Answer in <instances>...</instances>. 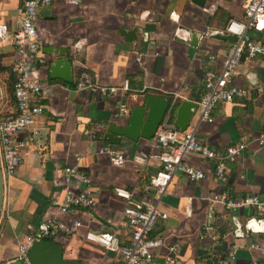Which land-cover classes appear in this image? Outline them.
Instances as JSON below:
<instances>
[{
  "label": "crops",
  "instance_id": "0c3cea01",
  "mask_svg": "<svg viewBox=\"0 0 264 264\" xmlns=\"http://www.w3.org/2000/svg\"><path fill=\"white\" fill-rule=\"evenodd\" d=\"M27 0H0V27L7 33L19 24V13ZM202 6L191 0H83L71 5L53 0L37 10L36 29L41 47L31 76L42 89L38 101L44 108L28 129L19 134L23 144L22 163L9 177L2 171L3 203L0 214V264L17 260L19 246L37 235L38 227L52 218H60L54 204L55 194L62 196L64 169L75 166L89 179V185L70 182L76 192L87 189L95 201L93 208L76 207L66 220L83 224L77 234H58L51 238L63 247L66 259L82 264H122L121 257L103 252L84 240L88 231H109L128 244L129 229L122 212L126 201L115 194L124 188L132 201L152 198L145 187L161 166L157 161L136 163L137 154H157L153 140L131 142L121 139L110 145L101 139L102 127L113 123L124 104L130 111L141 96L153 94L166 99L199 102L204 93L205 75L220 71L232 41L218 36L232 19H242L248 0H203ZM135 30L133 42L123 33ZM256 42L264 46V27L250 30ZM65 49L71 60V81L50 79L42 63ZM17 49L0 38V121L14 115L13 98ZM86 71L94 84L114 87L117 93L107 98L79 90L80 74ZM233 84L248 92L230 103H218L211 112L212 123H199L194 134L198 141L218 155L237 143L243 152L226 164L225 181L212 173L213 162L189 157L190 164L203 169L202 181L192 182L183 174L173 176L160 199L167 214L159 220L152 235H165L180 243L184 264H219L236 248L229 264L263 262L264 215L252 209L228 211L211 203L210 196L226 194L230 198L257 196L264 199V56L242 59L232 78ZM126 85V86H125ZM257 86L262 87L258 93ZM199 108L188 127L198 120ZM106 150L121 152L126 163L111 165ZM259 244L262 248H252Z\"/></svg>",
  "mask_w": 264,
  "mask_h": 264
},
{
  "label": "built area",
  "instance_id": "2783aa9c",
  "mask_svg": "<svg viewBox=\"0 0 264 264\" xmlns=\"http://www.w3.org/2000/svg\"><path fill=\"white\" fill-rule=\"evenodd\" d=\"M53 0H27L19 13L18 27L11 33H7L5 27H0V38L13 43L17 49V63L13 67L15 81L13 84V98L16 106L14 115L3 118L0 121V148L3 157L2 171L9 177L15 173L22 163V147L19 142V134L34 124L44 108L38 102L42 96L41 86L31 76V66L37 60L41 47L36 29L37 10L48 6ZM71 5H78L83 0H67ZM264 27V0H248L242 19H232L225 27V34L235 37L233 45L228 50L220 71H209L205 75L204 93L199 102V117L192 127L180 131L169 120H165L157 129L152 138L154 146L159 149L157 154H137L133 160L138 164L157 161L159 168L150 176L147 191H153L152 198H141L132 201L131 195L124 188H116L115 194L126 201L122 215L129 229L128 244L121 245L119 239L109 231H88L84 240L100 248L103 252L119 255L122 264H184L180 256V243L172 242L165 235H152L159 220H166L167 214L160 209V199L166 193L173 176L185 175L192 182L202 181L206 172L189 162V157H196L213 162L212 173L215 178L225 181L226 164L234 161L244 148V143H237L225 149L223 155H218L208 146L200 143L195 137V130L199 123H212L211 112L218 103H230L235 98L248 95L247 90L236 87L232 78L242 59L248 61L257 56H264V46L253 40L250 30ZM126 86V85H125ZM79 90H87L97 94L114 97L117 90L114 87L99 86L94 84L88 73L80 74ZM258 93L263 89L257 86ZM173 104V101L171 102ZM170 104V108L171 105ZM169 108V109H170ZM120 115L128 114L129 110L121 104ZM264 143V138L259 140ZM112 166L122 167L126 159L121 152L106 150ZM62 196L55 194L54 204L58 207L60 218H52L38 227L37 235L29 238L18 248L17 260L21 264H30L27 254L32 243L45 238H54L59 233L64 236L77 234L83 227L80 221L66 220V215L72 208H93L95 201L87 189L74 191L70 182L75 181L79 185L88 186L90 181L78 173L75 166L64 169ZM210 202L222 206L228 211L240 209H252L256 216L264 215V199L257 196H245L242 198H230L226 194H214L210 196ZM252 248H262L259 244ZM236 248L228 254L227 259H221L219 264H229L235 259ZM256 259L252 264H264Z\"/></svg>",
  "mask_w": 264,
  "mask_h": 264
},
{
  "label": "water",
  "instance_id": "95a60500",
  "mask_svg": "<svg viewBox=\"0 0 264 264\" xmlns=\"http://www.w3.org/2000/svg\"><path fill=\"white\" fill-rule=\"evenodd\" d=\"M193 3L202 6L203 0H191ZM125 40L133 42L136 39L135 30L123 33ZM222 40L235 41L232 35L218 36ZM66 50L60 49L57 52V58L51 57L42 63L46 67L50 79H60L71 81V60L65 57ZM173 101V104L171 103ZM170 104L171 108H170ZM170 108V109H169ZM198 105L189 100H179L177 98L166 99L163 96L145 94L141 96L139 105L131 107L127 119L117 118L113 123L102 127L101 139L110 145H118L121 139H127L131 142L138 140H150L154 137L158 127L168 120L180 131L187 129L191 118L194 116ZM3 178L0 163V214L3 203ZM30 264H82L79 260L66 259L63 254V247L52 240L34 241L27 254ZM6 264H21L15 260Z\"/></svg>",
  "mask_w": 264,
  "mask_h": 264
},
{
  "label": "trees",
  "instance_id": "16d2710c",
  "mask_svg": "<svg viewBox=\"0 0 264 264\" xmlns=\"http://www.w3.org/2000/svg\"><path fill=\"white\" fill-rule=\"evenodd\" d=\"M13 93V92H12ZM45 240H51L50 238H45Z\"/></svg>",
  "mask_w": 264,
  "mask_h": 264
}]
</instances>
